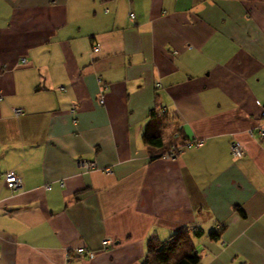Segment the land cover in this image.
I'll return each instance as SVG.
<instances>
[{
  "label": "crops",
  "instance_id": "obj_1",
  "mask_svg": "<svg viewBox=\"0 0 264 264\" xmlns=\"http://www.w3.org/2000/svg\"><path fill=\"white\" fill-rule=\"evenodd\" d=\"M263 114L264 0H0V264H264Z\"/></svg>",
  "mask_w": 264,
  "mask_h": 264
},
{
  "label": "trees",
  "instance_id": "obj_2",
  "mask_svg": "<svg viewBox=\"0 0 264 264\" xmlns=\"http://www.w3.org/2000/svg\"><path fill=\"white\" fill-rule=\"evenodd\" d=\"M161 118H164V121L168 120L166 119L168 117L165 115L161 116ZM162 122L163 120L159 122V126L156 125L157 123L148 126L147 130L153 136H159L160 129H162ZM174 134L177 136H174L171 140L169 148H166L164 154L171 150H176L179 153V148L190 142V140L187 141L183 138L180 130H176ZM203 236V231L194 229L191 232L184 230L174 234L165 242H161L158 239H151L146 246V259L144 264H201V257L196 250L194 242ZM208 237L212 241H218L220 238L219 234L216 233H211Z\"/></svg>",
  "mask_w": 264,
  "mask_h": 264
},
{
  "label": "built area",
  "instance_id": "obj_3",
  "mask_svg": "<svg viewBox=\"0 0 264 264\" xmlns=\"http://www.w3.org/2000/svg\"><path fill=\"white\" fill-rule=\"evenodd\" d=\"M130 18L132 19L133 16H130ZM98 48H94L93 52H97ZM24 63L26 64V61H24ZM108 89L105 88L103 92H106ZM103 94H101V97L99 98V104L103 105L104 101H103ZM21 114V111H15V115L19 116ZM259 136L261 138H264V114H263V123L262 125L259 127ZM202 147V142H195L193 143L192 141L188 142L186 145H184L183 147L179 148V153L176 150H171L169 152H167L166 154H164L162 156V158L164 160L167 161H175V159L179 158V156L185 151V150H190L192 148H199ZM231 152L232 155L234 156L235 159H241L243 157V151L241 150V147L239 144L237 143H233L232 147H231ZM95 168L94 164H86L85 165V169L88 171H91ZM108 174L109 171H107ZM0 178L4 179V184H5V188L10 191V192H16L19 188H21V182L19 180V178L14 174V173H6L3 175H0ZM51 188H49L48 190H50ZM111 246L110 241L106 240L102 243V247L103 249H106L108 247ZM77 256H79L80 258L83 259H94L97 255L96 252L93 251H85L84 249H78L75 253Z\"/></svg>",
  "mask_w": 264,
  "mask_h": 264
},
{
  "label": "rangeland",
  "instance_id": "obj_4",
  "mask_svg": "<svg viewBox=\"0 0 264 264\" xmlns=\"http://www.w3.org/2000/svg\"><path fill=\"white\" fill-rule=\"evenodd\" d=\"M163 156V155H162ZM162 156H161V158H162ZM163 159V158H162ZM178 159V158H177ZM177 159H175V160H177ZM164 160V159H163Z\"/></svg>",
  "mask_w": 264,
  "mask_h": 264
}]
</instances>
